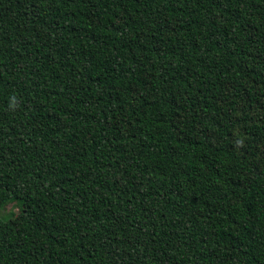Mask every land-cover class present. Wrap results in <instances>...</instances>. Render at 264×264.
I'll return each instance as SVG.
<instances>
[{
  "label": "trees",
  "instance_id": "1",
  "mask_svg": "<svg viewBox=\"0 0 264 264\" xmlns=\"http://www.w3.org/2000/svg\"><path fill=\"white\" fill-rule=\"evenodd\" d=\"M0 264H264V0H0Z\"/></svg>",
  "mask_w": 264,
  "mask_h": 264
},
{
  "label": "rangeland",
  "instance_id": "2",
  "mask_svg": "<svg viewBox=\"0 0 264 264\" xmlns=\"http://www.w3.org/2000/svg\"><path fill=\"white\" fill-rule=\"evenodd\" d=\"M27 205L20 202H9L7 205L0 211V216L3 218H8V222L13 225L17 226L23 213L26 211Z\"/></svg>",
  "mask_w": 264,
  "mask_h": 264
}]
</instances>
